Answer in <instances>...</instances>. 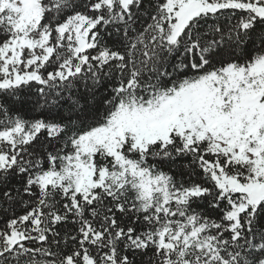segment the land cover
<instances>
[{
  "label": "trees",
  "instance_id": "obj_1",
  "mask_svg": "<svg viewBox=\"0 0 264 264\" xmlns=\"http://www.w3.org/2000/svg\"><path fill=\"white\" fill-rule=\"evenodd\" d=\"M122 1L37 0L52 52L36 78L0 85V133L21 128L13 142L0 140V264H264V199L236 222L229 218L239 194L218 179L252 174L207 140L188 143L172 132L144 151L128 140L120 148L126 161L166 179L171 192L198 191L182 203L144 205L133 178L102 151L91 163L95 180L106 177L90 192L38 184L61 172L76 140L103 127L119 105L147 104L264 56V18L250 11L200 14L170 43L168 0ZM75 17L92 24L81 53L57 32ZM12 36L11 15L2 10L0 48ZM179 227L200 229L209 247L173 242Z\"/></svg>",
  "mask_w": 264,
  "mask_h": 264
},
{
  "label": "rangeland",
  "instance_id": "obj_2",
  "mask_svg": "<svg viewBox=\"0 0 264 264\" xmlns=\"http://www.w3.org/2000/svg\"><path fill=\"white\" fill-rule=\"evenodd\" d=\"M122 2L127 5L129 0ZM225 9L250 11L264 18V0H168L165 10L175 19L169 42L177 41L192 18ZM2 10L11 15L13 36L0 48V85L36 78L52 52L48 33L39 30L37 0L4 2L0 5ZM91 28L90 22L75 17L57 32L60 37L69 35L76 46L75 52L81 53L89 47L87 35ZM172 132L188 143L207 140L215 153L250 169L251 177L218 179L220 186L239 194V203L233 206L230 219L236 222L237 215L248 204L256 206L264 199V56L255 58L247 68L229 66L221 75H209L147 104L119 105L103 127L76 140L75 153L61 172L40 176L38 184L62 185L82 194L90 192L106 177L102 172L99 181L95 180L91 163L92 156L102 151L133 178L144 205L160 202L163 207L172 202L182 203L198 191L173 193L166 179L138 169L119 153L127 140L133 148L144 151L150 144L168 142ZM20 135L21 128L17 126L0 133V140L13 142ZM181 228L184 227L169 235L173 242L186 245L196 242L199 247L202 242L209 247V241L197 237L200 229L186 232Z\"/></svg>",
  "mask_w": 264,
  "mask_h": 264
}]
</instances>
